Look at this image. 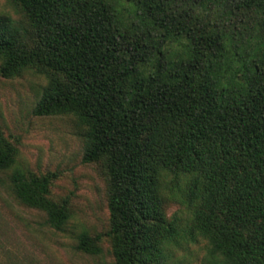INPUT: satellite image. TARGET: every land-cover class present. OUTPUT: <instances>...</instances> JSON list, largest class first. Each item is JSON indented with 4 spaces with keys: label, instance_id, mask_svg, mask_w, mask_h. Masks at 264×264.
Returning a JSON list of instances; mask_svg holds the SVG:
<instances>
[{
    "label": "trees",
    "instance_id": "1",
    "mask_svg": "<svg viewBox=\"0 0 264 264\" xmlns=\"http://www.w3.org/2000/svg\"><path fill=\"white\" fill-rule=\"evenodd\" d=\"M10 1L21 17L0 15V76L41 75L32 114L72 116L104 180L106 227L74 249L105 239L112 264H172L202 239L199 264H264V0ZM16 155L0 123L10 193L62 230L56 173Z\"/></svg>",
    "mask_w": 264,
    "mask_h": 264
},
{
    "label": "rangeland",
    "instance_id": "2",
    "mask_svg": "<svg viewBox=\"0 0 264 264\" xmlns=\"http://www.w3.org/2000/svg\"><path fill=\"white\" fill-rule=\"evenodd\" d=\"M0 15L14 20L20 13L10 0H0ZM44 78L32 71L20 76H0V123L16 142L15 166L35 172L56 173L52 193L66 197L69 218L62 230L44 222V214L16 201L7 183V171L0 172V264H112L105 239L101 252L88 255L74 249L78 232L100 233L106 227L104 180L93 163H82L81 141L70 115L36 116L32 108ZM168 215L184 222L183 207L170 204ZM202 239L184 241L171 248L170 263L199 264L204 253Z\"/></svg>",
    "mask_w": 264,
    "mask_h": 264
}]
</instances>
